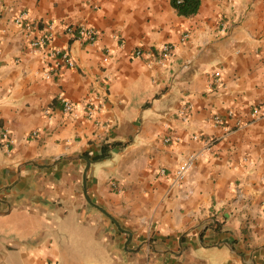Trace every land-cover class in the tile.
I'll return each mask as SVG.
<instances>
[{"label": "crops", "instance_id": "0c3cea01", "mask_svg": "<svg viewBox=\"0 0 264 264\" xmlns=\"http://www.w3.org/2000/svg\"><path fill=\"white\" fill-rule=\"evenodd\" d=\"M46 23L73 67L29 47ZM1 127L0 264H264V0H0Z\"/></svg>", "mask_w": 264, "mask_h": 264}, {"label": "built area", "instance_id": "2783aa9c", "mask_svg": "<svg viewBox=\"0 0 264 264\" xmlns=\"http://www.w3.org/2000/svg\"><path fill=\"white\" fill-rule=\"evenodd\" d=\"M13 23L17 26L23 27L28 33L32 30V23L29 20V14L26 10H20L13 18ZM53 23H46L44 25L43 31L36 36H32L29 39V47L33 50H40L44 49L47 54L52 57L55 61V64L58 66L63 64L67 67H73L74 61L71 58L69 51L60 48L57 46L52 45V39L55 36V29ZM65 33L74 37L76 39H80L82 41L93 42L96 39L97 33L91 27H76L73 25H66L64 29ZM186 36V35H185ZM174 45L171 43H164L162 44L157 51H147L144 52L142 49L138 48L135 49L132 53L133 57H142L144 54L149 55V63H158L162 64L166 61L173 53ZM104 61H107V57L104 58ZM45 78H49L50 74L48 70H45L43 73ZM215 76L218 75V72H214ZM216 82L218 80L216 79ZM60 103H61V110L65 114H69L73 112V106L71 102L60 95ZM96 107L93 105L92 102H88L85 105L86 115L91 116L93 115ZM259 111L257 108L252 110V114L256 115ZM228 117L232 116L231 111L227 112ZM212 121L216 125L222 126L225 130H229L227 125L225 124V120L218 114H214L212 116ZM236 124H239V121H236ZM33 135L36 134V131L32 132ZM196 135H193V138H196ZM165 140H169V137H166ZM0 143L5 147L9 148L14 144V138L10 135V131L6 127H1L0 129ZM213 143L212 139H206L204 141L205 147L209 148ZM193 161V155H190L189 159L182 163L177 169L174 170V175L176 178L181 179L184 176L185 171L190 168ZM163 171V170H162ZM54 264V263H51Z\"/></svg>", "mask_w": 264, "mask_h": 264}, {"label": "trees", "instance_id": "16d2710c", "mask_svg": "<svg viewBox=\"0 0 264 264\" xmlns=\"http://www.w3.org/2000/svg\"><path fill=\"white\" fill-rule=\"evenodd\" d=\"M171 6L178 15L190 16L197 12L200 0H170ZM107 145L102 146V152L93 158H101L106 154Z\"/></svg>", "mask_w": 264, "mask_h": 264}, {"label": "water", "instance_id": "95a60500", "mask_svg": "<svg viewBox=\"0 0 264 264\" xmlns=\"http://www.w3.org/2000/svg\"><path fill=\"white\" fill-rule=\"evenodd\" d=\"M85 159H86V162H87V165H86V168H85V170H84V172H83V181H85V175H86V170H87V167H88V164H89V159L87 158V157H84ZM89 201V200H88ZM98 207V209L101 211V212H103L105 215H107L108 217H110L111 219H113L112 217H111V215L109 214V213H107L103 208H101V207H99V206H97Z\"/></svg>", "mask_w": 264, "mask_h": 264}]
</instances>
